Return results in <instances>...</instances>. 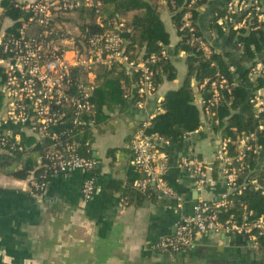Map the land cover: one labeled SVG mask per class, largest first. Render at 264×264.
<instances>
[{
  "label": "built area",
  "instance_id": "built-area-1",
  "mask_svg": "<svg viewBox=\"0 0 264 264\" xmlns=\"http://www.w3.org/2000/svg\"><path fill=\"white\" fill-rule=\"evenodd\" d=\"M199 1L187 0L179 30L185 32L186 42L196 54L214 67L210 76L195 80V85L205 126L218 137L214 161L226 180L227 190L216 200L197 198L191 213L180 216L175 232L160 237L154 249L177 253L189 247L195 235L209 232L243 235L253 248L259 249L258 237L264 236V211L257 214L245 202L235 207V197L250 189L264 199V84L259 83L264 79V44L261 48L249 44L253 51L249 58L244 40L238 37L264 31V0H226L222 12L215 17L217 26L233 33L236 41L233 47L243 70L239 77L234 75L235 68L226 56L200 34L196 16L192 14L201 5ZM82 7L94 12L95 21L78 27H65L58 21L61 14L75 13ZM100 7L99 0H32L21 5L23 15L17 33L0 44V67L4 71L0 122L18 128L17 132L9 128L0 133V149L28 152L19 134L31 136L34 144L41 146L40 180L33 174L29 177L32 193L44 190L50 175L80 170L86 174L81 197L89 200L94 194L92 169L96 161L79 153L75 136L83 130L92 112L91 100L97 88L95 75L100 66L124 65L125 73L132 77L138 106L156 89L150 64L160 54L166 57L165 48L158 56L151 53L143 59L141 52L136 59L131 58V51H124L125 20L116 14L102 15ZM216 55L225 70L220 61L212 58ZM238 85L247 88L246 104L257 121L252 130L237 131L228 125L226 118L219 117L221 104H229L228 98ZM124 96L130 95L126 92ZM150 121L151 117L143 121L130 140L129 163L141 175L131 181V187L142 193L155 191L159 196L174 198L180 206L182 197L167 179L166 141L157 133L147 132ZM180 165L195 176L197 191L210 184L206 163L185 156Z\"/></svg>",
  "mask_w": 264,
  "mask_h": 264
},
{
  "label": "crops",
  "instance_id": "crops-1",
  "mask_svg": "<svg viewBox=\"0 0 264 264\" xmlns=\"http://www.w3.org/2000/svg\"><path fill=\"white\" fill-rule=\"evenodd\" d=\"M5 1L0 0V44L8 28L20 19L8 13V5L11 2L22 5L32 0H8L7 7ZM99 1L102 15L113 14L112 8L104 9L105 4ZM225 1L207 0L198 7L196 19L200 34L226 56L235 68L234 75L239 77L243 70L234 41L215 24ZM157 11L168 33L169 42L163 48L175 68V75L172 79L163 78L141 106L127 102L122 110L118 105L104 110L109 124L92 129V157L98 169L94 174L92 197L89 200L81 197L80 188L86 174L80 170L50 175L47 186L39 193L30 191V175L18 178L0 170V264H264L260 248H253L245 236L231 232L197 234L189 247L169 253L168 257L166 252L154 249L160 237L175 232L180 216L191 213L197 198L216 200L227 190L226 180L214 161L218 137L206 127L201 111L202 127L197 132L176 142H166L164 146L169 162L167 179L182 197L180 206L174 198L157 193L139 203H128L116 189L114 181L120 187H127L133 180L129 163L133 132L147 118L162 112L160 103L165 95L178 89L187 75V54L175 51L179 38L165 0H158ZM138 13L141 14L133 10L120 17L129 21L132 14ZM89 20L95 21L94 12L82 7L75 13L60 16L58 21L65 27H78ZM195 84V78L191 77L193 103L200 108ZM1 105L0 100V115ZM9 128L18 131L16 126L0 122V133ZM19 137L29 151L21 153L12 166L20 167L30 158L32 168H38L41 160L33 138L25 134ZM185 156L195 157L207 165L206 175L211 182L201 191L195 188L192 172L180 165Z\"/></svg>",
  "mask_w": 264,
  "mask_h": 264
},
{
  "label": "trees",
  "instance_id": "trees-1",
  "mask_svg": "<svg viewBox=\"0 0 264 264\" xmlns=\"http://www.w3.org/2000/svg\"><path fill=\"white\" fill-rule=\"evenodd\" d=\"M106 8H112L113 14H117L120 17L121 14L129 13L130 11L137 10L141 14H132L129 21H125L126 26L123 28L122 35L125 39L124 51H131L130 57L136 59L140 53L143 54V59L147 58L149 54L155 53L157 56L160 54V50L168 44V33L165 30L162 20L160 19L159 12L157 11L158 0H101ZM207 0H200L199 4L205 3ZM10 2V1H9ZM8 0L4 2L7 7ZM166 5L171 11V19L178 35V41L175 45V51H184L187 54L186 66L187 75L183 84L178 88L169 91L164 99L160 103L162 112L157 113L150 121V126L146 129L147 132H154L161 136L166 142H176L184 138V135L194 131L200 125V108L193 103V90L190 86V78H195L196 81H200L204 77L210 76L214 72V67L209 64L208 60H204L194 51L193 46H190L187 42V36L185 32H181L179 27L181 25V18L183 13L187 10V0H165ZM8 13L13 14L14 18L19 19L23 15L20 4L11 2L7 8ZM103 12V10H102ZM193 16H196L197 11L192 10ZM91 17H93L91 12ZM19 20L14 23L5 32L1 44L8 39L9 36L17 33ZM228 38L234 40L233 33L227 32ZM244 40L245 48L248 52L249 58L253 56L249 44H254L256 48H261L264 44V31H260V34H250L245 37H238ZM212 58L220 61V66L225 70V66L219 59V55ZM150 68L153 69V82L156 87L162 82L163 78L172 79L175 75V68L170 63L167 57H163L160 54V58L154 63L150 64ZM243 75V74H242ZM0 85L4 79L3 68L0 67ZM97 88L92 96V112L89 114L87 124L83 127V130L76 134V140L79 142L78 151L81 155L86 157H92V142L93 133L92 129L96 126L102 128L105 124L109 123V116L104 111L105 109H111L114 105H118L121 110L125 108L127 102H135L137 100V94L133 92L132 77L125 73L124 65L118 64L111 68L100 66L98 70ZM137 77L135 73L134 78ZM245 81V79H244ZM259 83L264 84V79H260ZM130 96H124L125 93ZM1 96V95H0ZM247 88L245 85H238L234 90L231 98H228L229 104L222 103L220 106L219 117L221 119L226 118L225 121L228 125H233L237 128V131L252 130L256 127L257 121L252 117L251 109L246 104ZM1 100V98H0ZM202 113V111H201ZM203 116V113H202ZM204 118V116H203ZM224 130V129H223ZM228 128H225L227 131ZM34 141V140H33ZM35 150L39 152V144H35ZM110 152V150H109ZM21 155L18 150H5L0 153V170L5 174L12 175L18 178H26L28 175L33 174L35 179H38L41 173V169L32 168V162L29 158L24 161L20 167H13L12 164ZM131 172L134 174L133 178L140 177L141 175L136 173L131 167ZM98 169L95 167L92 169V175ZM46 180L47 177L42 178ZM131 181V180H130ZM116 189L120 191V196L126 197L128 203H139L145 197L156 196L155 191L140 192L131 187V184L127 187H120L118 181H114ZM263 197L258 192L246 189L241 195L235 197L236 206L239 202H245L249 208H254L256 213L264 211ZM258 240L261 244L260 251L264 258V236H259Z\"/></svg>",
  "mask_w": 264,
  "mask_h": 264
},
{
  "label": "water",
  "instance_id": "water-1",
  "mask_svg": "<svg viewBox=\"0 0 264 264\" xmlns=\"http://www.w3.org/2000/svg\"><path fill=\"white\" fill-rule=\"evenodd\" d=\"M0 152H2V151L0 150ZM165 256H166V257H168V256H169V253H168V252H166V253H165Z\"/></svg>",
  "mask_w": 264,
  "mask_h": 264
},
{
  "label": "rangeland",
  "instance_id": "rangeland-1",
  "mask_svg": "<svg viewBox=\"0 0 264 264\" xmlns=\"http://www.w3.org/2000/svg\"><path fill=\"white\" fill-rule=\"evenodd\" d=\"M61 16L63 17L64 15H63V14H61ZM67 27H68V25H67ZM0 98H2V96H0Z\"/></svg>",
  "mask_w": 264,
  "mask_h": 264
}]
</instances>
